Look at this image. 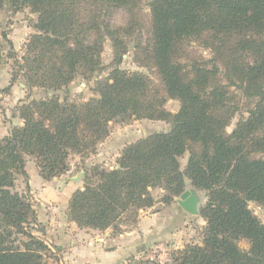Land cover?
<instances>
[{"label": "trees", "instance_id": "obj_1", "mask_svg": "<svg viewBox=\"0 0 264 264\" xmlns=\"http://www.w3.org/2000/svg\"><path fill=\"white\" fill-rule=\"evenodd\" d=\"M140 1L0 0V8L8 3L13 11L29 8L36 15L35 32L20 55L5 34L0 37V60H12L10 84L22 76L28 87L57 91L76 74L87 78L100 69L106 40L113 52L108 75L96 80V96L24 103L22 123L0 140V264L57 258L32 233L30 201L11 190L15 175L27 176L25 155L33 157L42 179L51 180L68 170L72 153L95 152L110 122L133 116L166 121L169 129L127 144L117 167L84 169L82 187L67 202L68 221L98 230L133 224L139 210L154 205L151 189L161 188L167 205L187 179L206 197L201 243L173 249L164 264H264V222L248 207L249 201L264 206V159L256 157L264 154V0H149L148 39L145 46L136 40L133 54L146 52L161 89L143 73L120 67L135 37ZM116 9L127 13L123 24L112 19ZM192 42L210 56L184 65ZM168 98L179 101L176 112L164 108ZM235 113L241 116L228 133ZM240 238L250 241L248 250L237 245Z\"/></svg>", "mask_w": 264, "mask_h": 264}, {"label": "rangeland", "instance_id": "obj_2", "mask_svg": "<svg viewBox=\"0 0 264 264\" xmlns=\"http://www.w3.org/2000/svg\"><path fill=\"white\" fill-rule=\"evenodd\" d=\"M148 2L149 0H141L139 4L140 6L134 14L133 30L135 37L129 39L128 46L130 50L127 54L122 56L120 67L130 71H139L143 73L150 79L155 87L161 89L156 69L151 67V61L150 59L148 60L146 52L141 50L137 54H133V46L136 40L141 41L143 46H145L148 39L150 26V10ZM127 18V13L122 9H116L112 13V19L117 24H123L126 22ZM35 19L36 15L30 12L29 8H22L13 11L8 3H5L0 8V37L2 34H5L8 40L11 41L13 50L16 51L18 55L22 53L23 44L27 41L29 36L35 32L32 27V23ZM2 42L6 53L7 50H9V47L4 40H2ZM201 56L209 58L210 54L207 50L198 46L197 43L192 42L185 47V56L181 62L185 65L189 63L190 60ZM112 57L113 52L110 42L109 40H106L100 57V69L87 78L82 77L80 74H76L68 86L62 87L57 91L46 90L36 86L28 87L22 76L17 77V79L10 84L12 77V60L3 57L0 60V140L8 133L11 127L17 125L16 123L14 124V122L19 120L22 123L18 114L20 106L24 103L33 99L39 100L53 95H57L61 101L64 98H67L68 101L71 102H84L90 97L96 96L93 90L96 80L103 79L108 75L111 68ZM7 88L8 90L5 91ZM179 107L180 104L177 99L168 98L164 104V108L170 112H176ZM244 115H246V113H244ZM240 116V113H235L231 118L226 127L228 133L233 130ZM3 128L6 130L4 135V132H2ZM168 129L169 123L160 119H136L133 116L123 120L110 122L109 134L103 141L98 143L95 152H86L83 154L72 153L68 161V170L61 176L54 177L51 180L42 179L38 174L37 166L33 157L31 155H25L24 168L27 176L25 178L21 174L15 175L14 186L11 190L24 195L25 198L30 201L36 214V223L33 225L34 227H32V233L42 239L50 247L51 252L57 256V258L53 256H50V258L46 257L48 258L46 259V264H62V262L63 264H67V261L64 260V256L70 248V238L76 237L75 234L78 232V229H84L79 228L68 221L66 214L67 203L65 201L70 191V189L68 190V186L72 185L69 177H74L75 182L82 187L84 169L87 168L89 170L92 165L96 164L108 168L117 167L116 158L119 156L123 147L127 144L151 133L167 131ZM187 157L188 152L186 151L179 158L181 170H183L186 165ZM256 157L264 159V154L257 153ZM35 173H37L40 180L51 181V183H48V186L41 185L34 180ZM81 173H83V175H81ZM30 177L32 185L29 184ZM55 178L61 180V184L63 185L62 190L56 191L60 187L59 185H54V183H52ZM45 188H49L50 191H56L55 193L59 194L57 195V198L59 199L51 197L48 191H45ZM185 189L194 190L198 195V214H189L178 205L177 199L180 195L174 196L169 204H163L160 199L164 194V191L161 188H153L151 189V194L154 198V205L150 208L139 210V215L135 223H123L117 228H108L106 230L85 228L97 231V233L88 236V243L95 244L98 237H102L101 233H104L105 231L110 230L113 233H120L128 228L136 227L142 211L148 212L147 210L154 211L156 209H164L163 213L168 214L167 220L169 221L168 226L170 227L175 224L174 217L183 215L185 216L184 218H187L186 220L184 219L185 226L182 229L183 232L180 236L181 238L177 237L173 240H164L159 238L160 235L157 237L151 236L149 238L151 243H145L143 250L139 251H142L141 253L136 255L132 254L127 258L129 264H164L165 261L170 260L171 251L175 249L176 245H178L176 241L180 242V240H182L180 243L183 245L187 242L201 243L205 221L200 216V209L204 205L206 197L203 191L192 187L187 179H185L184 190ZM248 207L255 216L264 222L263 205L249 201ZM97 234H99V236H97ZM237 245L244 250H248L250 248V241L246 238H240L237 241ZM156 248L158 250L153 252Z\"/></svg>", "mask_w": 264, "mask_h": 264}, {"label": "crops", "instance_id": "obj_3", "mask_svg": "<svg viewBox=\"0 0 264 264\" xmlns=\"http://www.w3.org/2000/svg\"><path fill=\"white\" fill-rule=\"evenodd\" d=\"M15 123L20 125L21 122L17 120L14 124ZM2 132H4L3 135L6 133L5 128L2 129ZM69 178L72 185L68 186V190L70 189V191L67 195L66 203L73 191L81 188L80 184L75 182L74 177L70 176ZM34 180L46 186H48V183H51V181L40 180L37 173L34 174ZM52 183H54V185H59L60 188L57 187L59 189L56 191L62 190L63 185L60 179L55 178ZM29 184H31V177ZM45 191H48L49 195L54 199H59L57 198L59 194H56V191H50L49 188H45ZM147 211L148 212L142 211L136 227L128 228L120 233H113L110 230L105 231L101 233L102 237H98L95 244L88 243L87 239L91 234L97 233L96 230L85 228L78 229V232L75 234L76 237L70 238V248L65 253L64 260L67 261V264H129L127 258L132 254L136 255L141 253L142 251H139L143 250L145 243H151L149 239L151 236L157 237L160 235L159 238L164 240H173L181 236L183 232L182 229L185 226L184 219H187L184 218L185 216H179L180 218L174 217L175 224L170 227L168 226L169 221L167 220L168 214L163 213L164 209ZM97 236H99V234H97ZM176 242L178 245H176L175 248L183 245L180 243L182 240Z\"/></svg>", "mask_w": 264, "mask_h": 264}, {"label": "water", "instance_id": "obj_4", "mask_svg": "<svg viewBox=\"0 0 264 264\" xmlns=\"http://www.w3.org/2000/svg\"><path fill=\"white\" fill-rule=\"evenodd\" d=\"M83 175V173H81ZM178 205L189 214H198V195L194 190L185 189L177 199Z\"/></svg>", "mask_w": 264, "mask_h": 264}, {"label": "built area", "instance_id": "obj_5", "mask_svg": "<svg viewBox=\"0 0 264 264\" xmlns=\"http://www.w3.org/2000/svg\"><path fill=\"white\" fill-rule=\"evenodd\" d=\"M158 249L156 248L155 250H153V252H156ZM166 262V261H165Z\"/></svg>", "mask_w": 264, "mask_h": 264}]
</instances>
